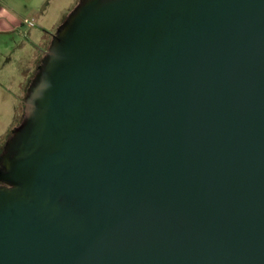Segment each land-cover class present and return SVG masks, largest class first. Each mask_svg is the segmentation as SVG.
Masks as SVG:
<instances>
[{
	"label": "water",
	"instance_id": "1",
	"mask_svg": "<svg viewBox=\"0 0 264 264\" xmlns=\"http://www.w3.org/2000/svg\"><path fill=\"white\" fill-rule=\"evenodd\" d=\"M0 157V264H264V0H82Z\"/></svg>",
	"mask_w": 264,
	"mask_h": 264
},
{
	"label": "crops",
	"instance_id": "2",
	"mask_svg": "<svg viewBox=\"0 0 264 264\" xmlns=\"http://www.w3.org/2000/svg\"><path fill=\"white\" fill-rule=\"evenodd\" d=\"M50 1L0 0V81L4 83L1 92L14 117L24 106L25 94L52 36L65 21L50 9ZM14 84L17 92L10 89Z\"/></svg>",
	"mask_w": 264,
	"mask_h": 264
},
{
	"label": "rangeland",
	"instance_id": "3",
	"mask_svg": "<svg viewBox=\"0 0 264 264\" xmlns=\"http://www.w3.org/2000/svg\"><path fill=\"white\" fill-rule=\"evenodd\" d=\"M82 0H51L49 2L50 9L56 11L57 16L62 19H66L79 5ZM60 28V25L59 27ZM1 67V64H0ZM4 83L0 81V157L3 156L4 147L7 143V140L13 133V131L18 127L20 124V120L22 119L24 112L23 106L19 108L17 111V117L11 114V106L10 103L7 102V99L4 98L1 91ZM17 86L11 85L10 89L17 92ZM14 117V118H13Z\"/></svg>",
	"mask_w": 264,
	"mask_h": 264
},
{
	"label": "flooded vegetation",
	"instance_id": "4",
	"mask_svg": "<svg viewBox=\"0 0 264 264\" xmlns=\"http://www.w3.org/2000/svg\"><path fill=\"white\" fill-rule=\"evenodd\" d=\"M4 185L2 182H0V186Z\"/></svg>",
	"mask_w": 264,
	"mask_h": 264
}]
</instances>
